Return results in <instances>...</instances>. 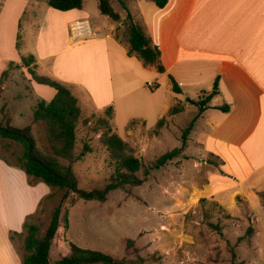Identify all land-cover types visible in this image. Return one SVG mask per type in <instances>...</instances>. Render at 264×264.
Returning a JSON list of instances; mask_svg holds the SVG:
<instances>
[{
    "label": "rangeland",
    "instance_id": "1",
    "mask_svg": "<svg viewBox=\"0 0 264 264\" xmlns=\"http://www.w3.org/2000/svg\"><path fill=\"white\" fill-rule=\"evenodd\" d=\"M110 1L120 16L115 24L114 37L128 48L127 11L136 24L144 26L136 11L129 9L132 0H124L127 11L117 0ZM38 2L42 6L47 5V0ZM84 11L91 15L92 21L99 19L97 0H84ZM21 26L25 27L23 23ZM17 28L18 31L11 39L6 34L0 39V71L11 72L7 78L0 79V83L6 86L0 93V124H4L9 116V124L14 128L32 127L37 148L47 152L42 128L32 121L36 100L31 85L26 82L23 71H10L15 55L27 57L23 55L24 52L32 50L35 43L32 36L21 33L19 24ZM77 41H82V38L74 42ZM110 67L117 97L133 89L138 88L139 91L125 99L119 109L114 107L116 112L111 117L106 115L104 109L84 108L79 103L82 114L77 127L76 153L80 154L85 144L92 151L73 167L80 190L102 188L114 172L103 141V134L108 130L117 134L128 145L131 154L145 165L179 148L183 131L198 114V109L187 103L185 98L197 101L205 97H200L199 88L200 85L206 88L208 81L205 80L210 75V70L205 68L199 69L197 76L183 74L180 78L178 68L174 69L173 73L178 78L177 85H180L181 80L182 86H186L184 95L174 98L172 88L168 89L170 85L172 87L169 78L172 76L142 73L136 62L127 60L123 63L115 56L110 57ZM99 68L96 66L89 70L92 78L93 75L96 78L93 83L97 86L102 84ZM77 72L84 73V68H77ZM149 83L152 85L148 86ZM153 84L159 86L157 91H153ZM166 103L172 104L170 109L176 107L180 112L176 115L166 113L161 118V126H158L161 119L155 123L156 116ZM145 107H154L153 113L147 117V123L136 121L130 126V121L136 115L140 116L136 109ZM191 132L187 136V148L181 155L165 167L152 171L141 186L115 190L104 203L77 200L74 206H70V200L76 198V195L69 193L62 204L60 228L50 247V262L55 263L68 255L72 244L115 259L131 260L137 255L147 260L145 264H264V194H257L260 206L238 198L236 207L228 208L209 198L205 189L210 174L216 170L225 174L226 170L223 169L224 163L200 155L202 153L191 138ZM22 151L18 144L0 139V157L7 158L10 163L16 164V158ZM12 169L24 174L18 168ZM41 185L49 189L45 184ZM65 192L55 189L52 202L46 205L44 212L37 215L43 228L47 226L51 213ZM29 195L19 176L7 179L0 174V219L15 221L23 212L30 210L32 206L25 205ZM37 211L38 208L28 213L24 220ZM65 211L68 213L67 229L63 227L62 220ZM208 223L219 224L222 235L212 231ZM249 228L253 229L250 237L247 235ZM240 238L244 240L240 242ZM127 241H133L135 251L126 248ZM21 244L19 239L13 242L20 258Z\"/></svg>",
    "mask_w": 264,
    "mask_h": 264
},
{
    "label": "crops",
    "instance_id": "2",
    "mask_svg": "<svg viewBox=\"0 0 264 264\" xmlns=\"http://www.w3.org/2000/svg\"><path fill=\"white\" fill-rule=\"evenodd\" d=\"M130 8L139 15L146 34L159 48L165 73L144 67L135 56H129L127 46L114 37L116 22L100 11L99 19L92 21L91 15L84 11V0L81 10L67 12L53 10L48 4L42 6L38 0H0V39L4 34L10 39L14 37L19 24L22 34L35 39L32 50L23 55L34 57L36 73L70 86L84 108L119 109L125 99L139 91L133 89L120 98L115 95L110 67L112 56L123 63L136 62L142 73L172 76L176 83L174 69L178 68L180 78L183 74L197 76L199 69L210 70L205 80L207 86L200 85L199 95L207 96L216 78H219V93L208 104L210 109L198 117L191 138L202 157L224 163L226 172L222 175L216 170L210 174L206 195L228 208L236 207L238 198L260 206L258 195L264 194V0H168L163 9L147 0H132ZM79 21L88 22L91 36L89 40L74 42L70 26ZM20 57L15 55L14 65L20 64ZM96 66L101 70V86L93 83L96 78L89 72ZM77 68H84V73H78ZM18 70L24 72L26 82L30 83L36 104L53 98L52 88L35 83L27 68ZM180 81L181 94L173 93L174 98L186 91ZM153 85V91H157L159 86ZM171 105L162 106L155 123L169 112ZM224 105L229 106L227 113L215 109ZM153 111L154 107L136 109L140 116L136 115L130 123H147ZM0 174L7 179L19 176L30 193L25 201V205L32 206L30 210L15 221L0 219V264H21L9 234L22 231L25 217L39 208L50 189L41 183L29 186L26 175L1 160Z\"/></svg>",
    "mask_w": 264,
    "mask_h": 264
},
{
    "label": "trees",
    "instance_id": "3",
    "mask_svg": "<svg viewBox=\"0 0 264 264\" xmlns=\"http://www.w3.org/2000/svg\"><path fill=\"white\" fill-rule=\"evenodd\" d=\"M122 8L127 11L124 0H117ZM152 2L157 8L163 9L168 0H147ZM98 9L103 16H106L113 22H118L120 16L111 5L110 0H97ZM48 6L56 11L67 12L71 10H81L83 0H48ZM127 44L128 55L135 56L140 60L144 67H153L155 70L163 74L165 68L161 63V52L157 46L152 43L150 37L146 34L145 29L136 24L130 13L127 11ZM19 45L17 44V48ZM35 59L29 55L21 58L20 64H10V70L27 68L28 74L32 80L43 86L52 88L55 95L49 102L39 101L33 110L32 121L39 124L42 128L47 152H42L36 146L35 139L30 126L24 128H14L10 126L9 119L4 124H0V139L18 144L22 147V154L16 158L17 163L12 164L7 158L0 157L9 167H15L24 172L27 177L28 184L34 186L43 183L50 189V193L40 202L36 214L28 216L23 223L20 233L11 232L9 239L13 243L17 239L21 240V264H145L146 259H142L136 255L135 259H115L110 255L85 250L70 244L69 254L62 257L55 263L49 260V253L52 241L54 240L61 218V210L63 201L68 198L69 193L75 194L76 198L70 200V206H74L77 200L85 202L98 201L104 203L108 195L118 189L136 188L141 186L152 171L165 167L168 163L178 158L187 148V136L191 132L198 117L205 110L210 109V101L218 95V82L216 78L212 91L205 97L194 101L186 99V102L198 109V114L183 131L181 137V146L164 153L151 163L145 165L139 159L131 154L128 145L117 135L112 134L108 130L103 134L104 145L106 146L110 160L113 163L114 172L110 176L107 184L100 189L90 191L80 190L78 188V180L74 173V164L80 162L86 154L91 153L88 145L83 146L80 154H77V127L81 119L82 110L79 105L78 98L73 94L70 86L44 76H39L33 65ZM8 72L2 73L1 80L7 77ZM172 83V91L175 94H181V90L172 77H169ZM215 109L227 113L229 106L224 105ZM106 115L111 117L114 113V107H106ZM180 112L179 108L169 110L171 115ZM161 119L157 124L161 126ZM134 121L130 123V126ZM212 164V163H210ZM219 168V165H218ZM220 171V170H219ZM221 172V171H220ZM222 175H224L221 172ZM65 190L58 205L55 207L49 222L45 228L39 222L37 215L44 212V208L54 199L53 191ZM204 200H201L203 202ZM63 227H68V213L65 211L63 216ZM208 227L222 235V228L219 224L208 223ZM253 229L249 228L247 235L250 237ZM242 242V238L239 239ZM133 241L126 242L127 249H133ZM136 249H133L135 251Z\"/></svg>",
    "mask_w": 264,
    "mask_h": 264
},
{
    "label": "built area",
    "instance_id": "4",
    "mask_svg": "<svg viewBox=\"0 0 264 264\" xmlns=\"http://www.w3.org/2000/svg\"><path fill=\"white\" fill-rule=\"evenodd\" d=\"M71 37L73 41L85 39L91 36V29L86 21L75 22L70 27ZM6 89L4 84H0V93Z\"/></svg>",
    "mask_w": 264,
    "mask_h": 264
}]
</instances>
